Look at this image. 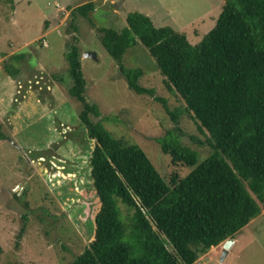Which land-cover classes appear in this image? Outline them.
Listing matches in <instances>:
<instances>
[{
    "label": "rangeland",
    "instance_id": "obj_1",
    "mask_svg": "<svg viewBox=\"0 0 264 264\" xmlns=\"http://www.w3.org/2000/svg\"><path fill=\"white\" fill-rule=\"evenodd\" d=\"M84 1L0 0V128L8 134L0 139V264H67L92 237L99 206L89 175L93 139L78 117L81 102L67 91L66 42L79 52L84 98L100 115L112 116L102 120L104 127L136 143L163 178L191 168L171 163L161 150L155 137L166 128L177 126L197 161L211 150L207 131L191 112L181 111L174 123L153 95L128 87L98 28L120 29L126 12L136 10L195 43L214 23L223 0H92L93 8L82 13L75 6ZM88 50L94 56L83 54ZM15 52L21 57L10 59ZM5 59L17 66L14 76L4 70ZM120 62L138 66V82L164 97L170 109L183 106L141 42L127 47ZM117 203L126 219L130 210ZM231 238L222 256L223 240L190 264H264V205Z\"/></svg>",
    "mask_w": 264,
    "mask_h": 264
},
{
    "label": "trees",
    "instance_id": "obj_2",
    "mask_svg": "<svg viewBox=\"0 0 264 264\" xmlns=\"http://www.w3.org/2000/svg\"><path fill=\"white\" fill-rule=\"evenodd\" d=\"M75 7L86 13L93 2ZM125 20L120 29H98L126 84L153 95L174 123L181 111L191 112L198 128L207 131L211 150L197 161L196 151L181 143L177 126L166 128L155 137L161 150L171 163L191 168L163 178L136 143L104 127L102 120L112 116L100 115L84 98L79 52L66 42L67 91L81 102L78 117L93 139L89 175L99 200L92 237L67 264H190L211 245L233 237L264 205V0H223L214 23L195 43L168 24L154 25L140 11L126 12ZM136 41L180 95L181 108L170 109L164 97L140 84L138 66L120 62ZM6 59L3 68L14 76L18 68ZM6 137L0 128V139ZM117 201L130 210L126 219Z\"/></svg>",
    "mask_w": 264,
    "mask_h": 264
},
{
    "label": "water",
    "instance_id": "obj_3",
    "mask_svg": "<svg viewBox=\"0 0 264 264\" xmlns=\"http://www.w3.org/2000/svg\"><path fill=\"white\" fill-rule=\"evenodd\" d=\"M84 55H91L94 56V52L88 50V51H84L83 52ZM232 238L231 237H227L222 241V249H221V256L226 252V248L229 246V244L231 243Z\"/></svg>",
    "mask_w": 264,
    "mask_h": 264
},
{
    "label": "built area",
    "instance_id": "obj_4",
    "mask_svg": "<svg viewBox=\"0 0 264 264\" xmlns=\"http://www.w3.org/2000/svg\"><path fill=\"white\" fill-rule=\"evenodd\" d=\"M46 42H45V40L44 39H42L41 40V44H45Z\"/></svg>",
    "mask_w": 264,
    "mask_h": 264
},
{
    "label": "crops",
    "instance_id": "obj_5",
    "mask_svg": "<svg viewBox=\"0 0 264 264\" xmlns=\"http://www.w3.org/2000/svg\"><path fill=\"white\" fill-rule=\"evenodd\" d=\"M232 241H233V238H232ZM232 241H231V242H232ZM220 242H221V241H220ZM220 242H219V243H220ZM217 244H218V243H217ZM214 246H216V244H215V245H211L210 248H211V247H214Z\"/></svg>",
    "mask_w": 264,
    "mask_h": 264
}]
</instances>
